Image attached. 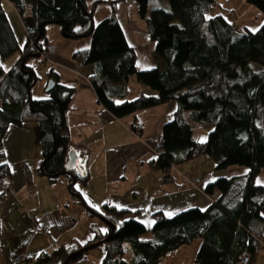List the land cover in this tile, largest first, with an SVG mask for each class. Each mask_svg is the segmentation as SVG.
<instances>
[{
  "label": "trees",
  "instance_id": "trees-1",
  "mask_svg": "<svg viewBox=\"0 0 264 264\" xmlns=\"http://www.w3.org/2000/svg\"><path fill=\"white\" fill-rule=\"evenodd\" d=\"M126 1H113L114 8ZM135 1L155 43V53L165 62L163 70L137 71V55L116 17L95 23L98 1L89 7L87 0H0V60L21 53L11 70L0 65V98H10L0 103V177L7 180L10 176L4 161V139L12 125L39 124L43 158L40 174L52 182L65 176L69 153L74 150L67 111L76 88L61 83L51 70L48 83L53 85L48 98L31 97L39 78L30 61L46 54L48 25L60 26L68 39L91 38L90 48L75 52L74 59L96 67L90 82L99 104L116 118L162 104L175 107L173 119L162 130L163 151L149 162L151 170L161 174L163 184L174 181V167L202 156L213 159L217 169L240 165L249 172L243 183L238 176L209 183L206 195L218 192L220 196L205 209L189 208L172 217L156 213L154 226L148 231L137 220L140 211L109 204L102 209L90 206L76 187L78 181L88 185L89 173L75 168L73 176H65L75 200L88 209L91 217L107 219L116 229L103 232L93 226L94 239L85 245L57 247L36 258L29 257V261L63 264L80 248L107 238L99 248L104 254L101 264H159L168 253L201 239L197 264H237L244 253H249L250 264H255L262 249L257 236L264 230V185L256 184L264 169V24L256 32L247 28L239 32L224 14L208 17L216 0H163L170 9L152 7L153 0ZM247 2L264 13V0ZM7 6L14 7L21 17L26 6L32 8L36 27L29 29L30 39L27 37L24 45L13 29ZM132 76L144 90L136 100L128 101ZM193 122L212 128L206 141L194 138ZM27 183H33L29 169ZM146 233L151 234L148 241L142 239ZM125 242L131 244L132 255L123 251ZM88 252L69 264H86Z\"/></svg>",
  "mask_w": 264,
  "mask_h": 264
},
{
  "label": "crops",
  "instance_id": "crops-1",
  "mask_svg": "<svg viewBox=\"0 0 264 264\" xmlns=\"http://www.w3.org/2000/svg\"><path fill=\"white\" fill-rule=\"evenodd\" d=\"M113 1L87 0L89 7L97 2L95 23L99 24L114 15L128 44L135 50L137 71L163 70L165 62L155 53V43L150 39L146 21L139 15L136 1L118 3L116 8ZM154 6L167 8L163 0H153ZM10 8L16 15V27L12 24L13 29L20 44L24 45L27 40L25 22L14 7ZM46 39L57 50L49 58L40 57L30 61L39 78L33 90L42 79L47 86L51 70L61 83L76 88L67 111V122L72 147L78 155L76 168L86 170L90 176L88 185L83 186L80 182L79 188L90 206L102 209L109 204L119 209L140 211L137 220L150 231L156 213L172 217L189 208L205 209L220 196L218 192L210 197L205 193L206 186L216 180L207 179L205 171L203 175L197 171L198 166L207 164L206 158L199 157L174 167V181L170 184H163L161 174L151 170L149 162L155 158V148L161 142L163 127L174 117L173 105L162 104L121 119L116 118L99 104L90 82L96 67L81 65L74 59L75 52L90 48L91 38L68 39L60 26L48 25ZM20 58V52L12 57L15 63L10 69H6L2 63L0 65L9 71ZM39 63L47 66H44L43 78L37 73L42 67ZM46 86L45 93L48 95ZM143 90L136 76H132L126 100H136ZM118 101L122 102L123 99ZM135 122L143 124L140 136L131 131ZM4 149V161L9 167L10 176L7 179L9 188L0 199V264H11L12 255L21 251L31 258L49 252L47 232L55 227L56 222L63 220L72 219L76 224L68 226L58 237V247L85 245L93 240L95 235L87 237L80 233V221L88 216V209L71 194L67 177L61 176L52 182L40 174L43 158L39 124L32 121L22 126H10L4 139ZM28 169L32 172V185L27 183ZM259 178L256 184L264 185ZM3 191L0 188V194ZM228 200L229 203L233 202L232 198ZM72 202L82 206L70 207ZM72 209L79 214V221L66 215ZM142 239L150 240L151 234L146 233ZM201 243V239H196L190 245L168 253L164 259L170 264H197L196 256ZM255 264H264V248L260 250Z\"/></svg>",
  "mask_w": 264,
  "mask_h": 264
},
{
  "label": "rangeland",
  "instance_id": "rangeland-1",
  "mask_svg": "<svg viewBox=\"0 0 264 264\" xmlns=\"http://www.w3.org/2000/svg\"><path fill=\"white\" fill-rule=\"evenodd\" d=\"M216 1H217L216 6L213 9V11L208 14V17H213L218 14H224L225 17L237 27V30L239 32L244 31L245 28L249 29L250 31L256 32L264 24V13L260 11L256 6L248 3L247 0H216ZM165 2L167 4V8L170 9L169 3L167 1ZM6 10L12 24L16 27L15 13L10 8V6H7ZM13 60L14 59L11 58L5 62L0 61V63L4 64L6 66V69H10L11 65L15 63L13 62ZM39 64H41L42 67H39L38 70L39 72L37 73L38 75H40V77L43 78L44 77L43 70H45L44 66L46 65H43L42 63ZM253 67L257 70L262 69L261 67L255 65H253ZM45 86H46V81L42 79V81L34 90L32 88L31 90L32 99L42 100L48 98L49 95L45 93ZM261 122L264 123V117H262ZM192 124L194 126V138L200 141H206L210 131H212V128L203 127L195 122H193ZM200 158H206L207 164L204 165L202 164L201 166L202 168L198 166L197 171L201 172L202 175H203V171H205L207 175V179L208 178L218 179V178H228L232 176H238L240 178V181L243 183L249 171V168L240 165L229 166L228 168L225 169H217L215 161L210 157L202 156ZM222 175H227V176H222ZM259 177H260L259 179H261V181H263L264 184V169L262 170ZM76 187L81 188V183L80 182L76 183ZM80 205L75 204L74 202L70 203V207L80 206ZM66 215L67 216L70 215L68 217L73 216L78 220L77 217L79 214L77 213L76 210L72 209L70 212H67ZM80 222H81L80 233L82 232L83 236L87 235V237H93L95 235V231L93 230L94 227L102 229V231H106L107 229L106 227L107 225L96 216L84 217ZM54 225L55 227L59 225H63L66 229L68 226H72L67 220L56 222ZM49 249L50 252L55 249L51 246L50 242H49ZM186 250H191V249H186ZM126 254L132 255V253L130 254L126 253ZM103 258H104V254L100 249L91 250L85 256L86 264H101Z\"/></svg>",
  "mask_w": 264,
  "mask_h": 264
},
{
  "label": "built area",
  "instance_id": "built-area-1",
  "mask_svg": "<svg viewBox=\"0 0 264 264\" xmlns=\"http://www.w3.org/2000/svg\"><path fill=\"white\" fill-rule=\"evenodd\" d=\"M28 16L29 17L33 16L32 8L30 6H26L25 14L22 17L23 21ZM25 27H26V25H25ZM26 36L29 37V39H30L29 29L27 27H26ZM30 45L34 49L35 44H34V41L32 39H31ZM56 50H57V48L54 44H49L47 46V51H46V54L44 55V58H49L53 53L56 52ZM6 100L10 101V98L6 99V98L1 97L0 103L2 104ZM131 131L134 135L140 136L141 132L143 131V124L140 122H135L132 125ZM163 148H164L163 144L161 142H159L155 148V152H154L155 157H158L161 154V152L163 151ZM7 186H8L7 180L3 177H0V188L5 189V188H7ZM2 198H3V195L0 196V199H2ZM88 216H91L90 212L88 213ZM67 221L72 226H74L76 224L72 219H67ZM65 229L66 228L63 225H59V226L54 227L52 230L47 232L48 240H49V242L53 248L58 247V237L61 236L65 232ZM257 239L260 242L261 247L264 248L263 234L258 235ZM122 247H123V251L125 253H129V254L132 253L133 254L132 247H131L130 243L125 242V243H123ZM11 259H12L11 264H32L29 261V257L27 256L26 252H24V251L15 253L14 255H12ZM250 261H251V255L249 253H244L241 256V258L238 260L237 264H250ZM159 264H170V263H168L164 259H162Z\"/></svg>",
  "mask_w": 264,
  "mask_h": 264
},
{
  "label": "water",
  "instance_id": "water-1",
  "mask_svg": "<svg viewBox=\"0 0 264 264\" xmlns=\"http://www.w3.org/2000/svg\"><path fill=\"white\" fill-rule=\"evenodd\" d=\"M25 25L28 29L33 30L36 27V22L33 16L27 17L24 19ZM41 56V54H37L36 58H39ZM37 81H35L34 84H36ZM53 82H49L46 88V92H50L51 88H52ZM69 157L70 160L66 165V171H65V176H73V171L75 170L77 163H78V155L75 152V150H71L69 153ZM77 180L73 179V183H76ZM102 221L108 226V228L111 231H114L116 229V225L114 223H111L110 221H108L107 219H102ZM107 241V238L91 243L89 245H86L82 248H80L79 250H77L76 252L72 253L71 255H69L66 260L64 261L63 264H69L72 260H74L75 258H77L79 255L91 251V250H95V249H99L101 248Z\"/></svg>",
  "mask_w": 264,
  "mask_h": 264
}]
</instances>
